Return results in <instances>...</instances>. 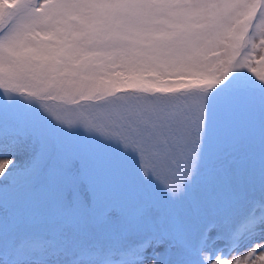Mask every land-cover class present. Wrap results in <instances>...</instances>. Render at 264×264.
Here are the masks:
<instances>
[{"label":"snow or ice","instance_id":"snow-or-ice-1","mask_svg":"<svg viewBox=\"0 0 264 264\" xmlns=\"http://www.w3.org/2000/svg\"><path fill=\"white\" fill-rule=\"evenodd\" d=\"M0 264H264V0H0Z\"/></svg>","mask_w":264,"mask_h":264}]
</instances>
